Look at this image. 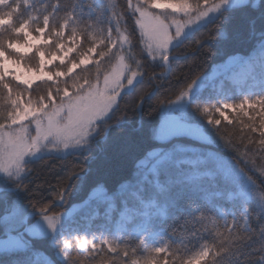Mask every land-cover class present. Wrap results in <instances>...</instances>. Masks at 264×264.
Listing matches in <instances>:
<instances>
[{"label":"trees","instance_id":"obj_1","mask_svg":"<svg viewBox=\"0 0 264 264\" xmlns=\"http://www.w3.org/2000/svg\"><path fill=\"white\" fill-rule=\"evenodd\" d=\"M193 1L201 4L205 0ZM23 2L12 0L7 5H0V23L4 19L10 21L0 30V40L15 41L18 30L27 23H32L35 32L46 17H51L53 28H63L73 18L75 23L68 26L67 36L75 29L82 37L79 56L96 43L93 37L99 25L107 30L113 17L129 40L130 50L126 53L129 73L139 75L140 79L121 96L109 117L98 125L97 134L86 149L28 162L25 165L27 175L22 181L0 186V237L7 233L19 235L25 228L23 219L41 212V209L50 210V216H58L87 201L98 189L106 195H116L142 177L154 160L151 157L153 152L164 153L178 147L211 149L227 157L252 179L256 191L264 198V147L261 146L264 137L259 134L262 119L255 111H250L249 115L233 116L232 122L221 119L218 125H213L209 122L211 114L205 112L213 100L208 102L204 92L181 114V119L201 127L212 136V143L188 135L167 140L157 137L165 106L181 98L199 80L229 59H245L264 49V0H259L256 5L249 2L225 9L216 20L195 30L170 51L169 56L173 58L168 77L163 75L168 72L165 63L152 59L143 46L142 35L131 12V0H113L110 13L101 22L99 14L108 3L36 0L31 8H27ZM80 5L85 6L86 11L93 6L97 13L81 14L77 10ZM37 55L35 52L31 56H23L25 59L22 61L34 67L38 63ZM78 56H74V60H78ZM114 64L115 58L99 67L80 68L73 74L75 78L70 77L58 84L41 82L28 89L13 81L12 87L14 91L23 93V98L30 93L31 98L37 101L51 91L60 102V93L65 89L73 90L85 82H96ZM85 70L87 75H77ZM13 114L12 105L0 99V127L10 124ZM199 167L205 169L207 165ZM179 171L180 168L170 165L167 174L162 172L160 178L166 189L156 192L158 199L169 205L167 217L156 220L168 237L169 247L165 253L146 249L142 239L124 234L113 252L103 248L97 252L89 251L92 253L89 255V252L80 251L74 242L68 252L69 264H132L135 261L141 264H189L205 249L211 254L200 264H264V213L256 204L249 202L245 205L249 212V226L246 228L242 224L244 205L239 200H228L230 190H236L235 185L222 175L213 179H182ZM168 172H172L171 179ZM61 201L63 204L59 205ZM218 205L235 210L238 220L234 226L231 217L229 224L224 223ZM14 213L18 217L7 221L6 218ZM40 216L29 218V224ZM22 236L26 249L1 254L0 264H31L32 250L45 252L56 264H63L56 256L57 248L51 236L38 237L27 233Z\"/></svg>","mask_w":264,"mask_h":264},{"label":"rangeland","instance_id":"obj_2","mask_svg":"<svg viewBox=\"0 0 264 264\" xmlns=\"http://www.w3.org/2000/svg\"><path fill=\"white\" fill-rule=\"evenodd\" d=\"M11 1L1 0L0 5H7ZM35 2L36 0H24L23 3L27 8H31ZM151 2L152 0H131V12L135 16L147 54L154 60L163 61L167 68H171L170 51L181 44L195 30L205 26L210 21L216 20L225 9L249 2L256 5L259 0H205L201 4L198 1L187 0V3L191 5V8L187 11H175L167 7L168 3H184L185 0H159L164 5L161 8H151ZM94 3L99 5L108 3L107 7L101 10L99 14V22H101L110 13L113 0H94ZM216 5L220 7L216 9ZM88 9L86 11V7L82 5L77 8L81 14H87L88 16L97 13L93 6ZM145 9L151 11L155 16H159L163 23L167 25L168 35L171 37L167 42V47L159 46V39L155 36L150 38L146 30L141 27L143 18L140 13ZM204 13H207V15H204ZM109 21L111 26L107 30L100 25L95 30L96 35L93 38H95L96 43L87 52L78 56V48L65 58V63L68 59H72L73 63H79L83 56L90 55L92 57L90 63L81 66V68L99 67L103 62H108V60L111 61V59L115 58V64L111 70L96 82H85L73 90H68L71 93L70 97H65L64 90L60 93V102L57 101L55 96L53 97L57 104L63 103L67 105L64 111L57 116L60 123L66 124L68 119L73 117L78 118V120H87V135L77 133L69 138L58 139L53 135L47 139H37L39 128L36 119H40L41 123L46 126L47 120L45 117L30 118L20 125L12 123L13 114L10 124L0 127V164L3 163L5 155L11 154L14 150L10 137L15 138L23 134L24 139L30 146V150L24 155L19 168L13 165L7 172L0 170V186L22 181L27 175L25 165L28 162L36 161L48 155L66 156L86 149L89 141L97 134L98 125L109 117L121 96L130 91L140 79L139 75L129 73L126 53L130 50V44L126 33L119 29L113 17ZM72 23H75L73 18L68 26ZM8 24H10L9 20H2L0 30ZM25 25H29V30L33 31L32 23ZM68 39L70 40L71 38L67 36V31H65L64 42L67 43ZM78 39L81 46L83 39L79 34ZM32 43L34 45L32 48H27L20 44L15 49L10 50L19 52L22 56H31L36 52L37 47L54 52L52 45L55 41L47 35L39 41H32ZM92 49H96V52H92ZM76 55L78 60H74ZM48 60L49 57L45 55V61L47 62ZM56 64L62 70H67V67L70 66L67 64L59 65V58L46 66L54 68ZM9 69L10 71L6 78H11L13 74L19 75L21 79L15 81L25 87H27L23 83L25 79L31 80V88L41 82H52L48 81L47 76H39L34 67H32V72L29 73L23 61L20 62L19 67L10 62ZM79 69H76L73 74ZM167 74L168 72L163 75L168 77ZM66 80L61 77L59 82L52 83L58 84ZM204 92L207 94L208 102L211 99L213 100V104L210 107L207 106V113L212 116L209 118V122L214 119L217 125L221 122V119L232 122L233 116H242L250 111H255L257 116L261 117V123H264V116H261L260 105L258 104L259 101L264 100V49L245 59L237 57L229 59L225 64L216 67L211 74L199 80L185 92L187 93L186 95L184 93L181 98L165 106L162 110L161 122L157 130L159 140L188 135L202 142H213L212 136L207 134L201 127L181 119V114ZM226 105H233V107L227 108ZM241 105H243V109H241ZM253 105L255 107H251ZM221 112L224 113V116H221ZM216 115L220 118H217ZM173 118L177 119L186 128L194 127L199 129L201 135L198 137L188 132H178L166 137L163 136L162 130L166 129L169 121ZM151 157L154 160L136 183L125 186L116 195H106L102 189L96 190L84 203L73 207L65 214L56 216L59 218V223L55 231L48 228L44 219L49 212L41 211L43 214L31 224H29L28 220L33 218L29 217L33 214L28 215L23 219L22 223L25 224V228L19 235L11 233L0 237V255L26 249L23 233L38 237L51 236L57 248L56 256L63 264H69L68 252L72 249L74 242L82 252H97L103 248L113 252L114 246L120 242L124 234H130L135 238L142 239L146 249L165 253L169 247L168 237L158 227L156 220L167 217L169 205L165 201L158 199L156 192H162L166 189V185L160 176L162 172L167 174L170 165L180 168L178 175L182 179L202 177L213 179L218 175H222L224 179L229 180L236 186V190H230L228 200H239L244 205L242 224L246 228L249 226V212L245 206L247 203L254 202L258 209L264 213V198L256 191L252 179L237 164L214 150L200 147H178L175 150L164 153L153 152ZM185 164L190 167L184 168L182 165ZM199 165H207V168H201ZM171 175L172 172H168L169 179H171ZM11 190L14 191L16 189ZM62 204L63 201L59 202V205ZM217 209L226 225L229 224L230 217L233 219L232 226L235 225L238 218L232 207L218 205ZM16 217L18 215L14 213L9 215L6 220L12 221ZM66 241L71 245L70 247L65 246ZM205 252L208 253V256L201 260L200 263L205 261L211 254L208 249H205L189 264H195ZM30 262L31 264H56L45 252L37 250H32ZM132 264L141 263L135 261Z\"/></svg>","mask_w":264,"mask_h":264},{"label":"snow or ice","instance_id":"obj_3","mask_svg":"<svg viewBox=\"0 0 264 264\" xmlns=\"http://www.w3.org/2000/svg\"><path fill=\"white\" fill-rule=\"evenodd\" d=\"M151 8H161L164 5L159 2V0H152ZM168 8H171L175 11H187L191 8V5L185 0L184 3H168ZM220 6L216 5V9ZM214 9V10H216ZM141 27L146 30V33L150 38L153 36L159 39V46L167 47V42L171 39L168 35L167 25L163 23L159 16H155L151 11L145 9L141 11ZM207 15V13H204ZM68 29V24L65 23L63 28H53L51 25V17L44 18L41 26L35 31L29 30V25L18 30V34L15 41H4L0 40V99H3L6 103L12 105L14 109V115L12 118L13 124L22 125L25 121H28L30 118H37L39 116H44L47 120V125H43L40 119H36L37 126L39 128V136L37 139H47L49 136H56L60 138H69L75 134L87 135V120H78V118L73 117L69 118L66 124H61L57 119V116L62 113L67 105L63 103L57 104L53 100L54 93L49 91L46 97H41L39 101L33 100L31 94L29 93L27 99H23V93L14 91L12 87L13 81L20 80L21 76L13 74L11 79H6V75L9 73V63L15 64L19 67L20 62L25 58L19 54V52L9 51V49H15L17 45L22 44L27 48H32L34 45L32 41H39L45 35L52 37L55 43L52 45L53 51H46L41 47L36 48V53L38 54V63L34 66L36 73L39 76H47L48 81L59 82L61 77L64 79L72 78L74 71L78 68H81L83 65H87L92 60L90 55L83 56L79 63H73L72 59H68L65 63V58L69 56L70 53L76 51L79 46L78 34L75 29L70 33V40L68 39L67 43L65 40V31ZM22 34V35H20ZM55 45V47H54ZM92 52H96V49H92ZM62 54V55H61ZM45 55L49 57V60L45 61ZM14 57V59H12ZM59 58V65H70L67 67V70H62L60 67H57V64L54 68H48L46 65L52 63L53 61ZM29 73L32 72V67L26 65ZM47 82V81H46ZM23 83L27 86L28 89L31 88V80L25 79ZM27 91V89H26ZM187 93H185L186 95ZM65 97H70L71 93L65 89ZM260 105L259 111L261 116H264V100L258 102ZM227 108H232L233 105H226ZM243 109V105L240 106ZM251 107H255L254 105ZM207 112V109H205ZM249 115V113H245ZM221 116H224V113L221 112ZM78 124V126H77ZM260 129H264V123L260 124ZM178 132H188L193 136H200L201 133L197 128H186L184 125H181L179 121L175 118L169 121L166 129L162 130V135H172ZM260 136L264 137V130L260 131ZM12 144L14 145V150L11 154H6L3 163L0 164V170L7 172L11 166L20 167L24 155L30 150V146L27 144L26 140L23 137V134L11 138ZM264 143V141H261ZM67 146V145H66ZM42 212L47 211V209H41ZM47 226L50 230L55 231L57 224L59 223V218L56 216L46 215L44 217ZM18 243V242H17ZM66 247L71 245L68 242H65ZM208 256V253L205 252L202 256L195 262V264H200L201 260H204Z\"/></svg>","mask_w":264,"mask_h":264},{"label":"clouds","instance_id":"obj_4","mask_svg":"<svg viewBox=\"0 0 264 264\" xmlns=\"http://www.w3.org/2000/svg\"><path fill=\"white\" fill-rule=\"evenodd\" d=\"M87 74H88V73H87L86 70H85V71H83V72H81V73H79V74H77V75L84 76V75H87ZM73 78H75V77H73ZM29 123H31V122L29 121ZM211 123H212L213 125H215V124H216V120H215V119L212 120ZM262 141H264V140H262ZM261 146L264 147V143L261 142ZM88 254L91 255L92 253L89 252Z\"/></svg>","mask_w":264,"mask_h":264},{"label":"water","instance_id":"obj_5","mask_svg":"<svg viewBox=\"0 0 264 264\" xmlns=\"http://www.w3.org/2000/svg\"><path fill=\"white\" fill-rule=\"evenodd\" d=\"M173 57H171V59H172ZM170 70H171V68H169L168 67V74H169V72H170ZM168 74H167V76H168ZM2 191V190H1ZM10 191H13V190H10ZM15 191V190H14ZM50 210H48L46 213H48ZM43 213L42 212H36V213H34L32 216H29V217H34L35 215H42ZM7 235H10L9 233H7Z\"/></svg>","mask_w":264,"mask_h":264}]
</instances>
